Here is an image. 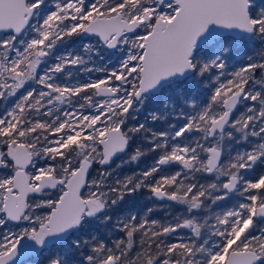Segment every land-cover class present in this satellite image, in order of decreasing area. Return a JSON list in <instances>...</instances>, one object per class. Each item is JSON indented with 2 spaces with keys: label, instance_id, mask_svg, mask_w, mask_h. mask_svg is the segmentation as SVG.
<instances>
[{
  "label": "snow or ice",
  "instance_id": "obj_1",
  "mask_svg": "<svg viewBox=\"0 0 264 264\" xmlns=\"http://www.w3.org/2000/svg\"><path fill=\"white\" fill-rule=\"evenodd\" d=\"M36 256L264 264V2L0 0V264Z\"/></svg>",
  "mask_w": 264,
  "mask_h": 264
},
{
  "label": "flooded vegetation",
  "instance_id": "obj_2",
  "mask_svg": "<svg viewBox=\"0 0 264 264\" xmlns=\"http://www.w3.org/2000/svg\"><path fill=\"white\" fill-rule=\"evenodd\" d=\"M139 203H140L141 205L150 206V205L148 204V202H147L146 200H144L143 198L140 199ZM178 211H179V209L177 208L176 210L173 211L172 214L175 215L176 212H178ZM163 215H164L163 212H158V213H156V217H157V218L162 217ZM38 257H39V256H38ZM32 258H33V257H32ZM38 264H43L42 259L38 262Z\"/></svg>",
  "mask_w": 264,
  "mask_h": 264
},
{
  "label": "rangeland",
  "instance_id": "obj_3",
  "mask_svg": "<svg viewBox=\"0 0 264 264\" xmlns=\"http://www.w3.org/2000/svg\"><path fill=\"white\" fill-rule=\"evenodd\" d=\"M262 2H264V0H257V4H260V3H262ZM42 259V257H38V256H36V257H33V258H31V259H29L27 262H26V264H38V262L40 261Z\"/></svg>",
  "mask_w": 264,
  "mask_h": 264
}]
</instances>
